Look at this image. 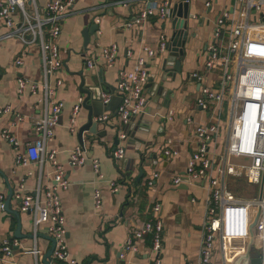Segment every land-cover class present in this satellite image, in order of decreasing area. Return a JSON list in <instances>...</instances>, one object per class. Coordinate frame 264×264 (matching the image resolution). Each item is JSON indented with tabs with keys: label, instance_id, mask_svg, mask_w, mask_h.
I'll return each instance as SVG.
<instances>
[{
	"label": "crops",
	"instance_id": "crops-1",
	"mask_svg": "<svg viewBox=\"0 0 264 264\" xmlns=\"http://www.w3.org/2000/svg\"><path fill=\"white\" fill-rule=\"evenodd\" d=\"M35 1L38 7H44L48 2ZM167 1L171 10L175 5L184 3L183 0ZM144 3L145 0H77L61 25L58 46L64 66L58 77L63 83L56 89L54 99L62 104V111L46 150L56 151V161L69 183L66 190L58 188L56 193L64 217L65 244L70 259L76 264H150L149 237L134 243L136 252L125 251L124 245L131 231L151 218V208L155 203L161 205L159 218L163 225L161 264L197 262L206 215V184L201 179L188 181L183 177L182 182L173 187L172 179L186 171L197 144L195 127L218 120V110L214 111L213 105L210 110L199 108L196 98L201 87L220 92L222 69L215 66L206 70L207 47L213 41L215 20L224 11H228L229 18L233 19L232 23L224 24L225 44L229 40L231 25L235 22L245 23L243 8L235 0H188L191 18L187 19L181 72L176 74L173 83L167 85L172 90L173 98L167 101L165 97H151L150 88H144L146 108L141 116L135 117V137L138 141L132 144L128 140L116 146L110 129L115 125L112 118L106 123L108 136L98 138L83 134L88 149L81 167L73 166L69 160L70 151L79 145L77 131L87 117V112L82 109L73 115L77 99L84 98L79 89L81 76L89 85L101 71L103 82L116 88L118 73L133 70L138 58L147 63L150 75H162L160 67L169 50L168 45L167 50L154 58L145 54L144 47L156 49L161 36L170 44L174 32L171 25L173 18L160 19L154 14L139 24L134 23ZM206 3L210 5L207 7ZM13 18L16 20V17ZM95 18H100V22L95 23L97 30L89 34V43L85 47L84 32L91 27ZM249 21L245 48L252 54H264V51H257L264 47V0H260L259 11L251 12ZM127 23L131 26H126ZM7 32L8 29L0 25V110L9 108L7 112L0 113V196L5 202L11 194L10 211H16L19 218L0 210V244L4 240L15 243L11 246L12 257L7 261L34 264L33 257L28 253L34 246L32 216L18 212V202L14 196L31 193L38 182L44 188L52 182L50 165H44L39 171L36 165L16 164L17 155L24 154V145L35 139L34 121L43 109L40 89L37 93L30 90L33 82H41V61L38 48L30 46L26 49L27 55L22 57V66L16 67L14 61L21 56L24 47L16 38H6ZM110 45L117 47V53L113 64L106 68L101 53L103 48ZM85 59L93 60L95 70L84 68ZM193 74H198L200 79L194 78ZM19 77L28 80V86L22 93L18 92ZM50 83L54 85L53 78ZM96 88L99 87L91 89L96 93ZM111 94L119 97L116 89ZM165 104H168V108L164 107ZM168 115H171L170 120L167 119ZM223 115L224 109L221 118ZM16 116L21 120L18 121ZM221 124L226 125L224 120H221ZM3 130H8L18 141V148L1 138ZM216 140L217 143L210 148L214 150L216 147V151L221 152L224 134H219ZM167 142L171 143L169 148L177 151L176 156L165 157L163 154ZM117 147L124 149V158L120 161L111 157ZM94 159L99 160L100 179L93 172ZM154 174H157L155 178ZM152 178L153 184L148 186L146 182ZM111 182L122 189L111 193ZM95 189H99L101 195L102 208L99 211L93 207ZM45 200L42 191L41 205ZM18 225L20 238L15 236ZM223 234L222 240H216L213 264H231L251 239L241 231L226 229ZM48 237L44 227L38 229L36 245L43 253L38 258V264H45L43 257L51 247Z\"/></svg>",
	"mask_w": 264,
	"mask_h": 264
},
{
	"label": "built area",
	"instance_id": "built-area-1",
	"mask_svg": "<svg viewBox=\"0 0 264 264\" xmlns=\"http://www.w3.org/2000/svg\"><path fill=\"white\" fill-rule=\"evenodd\" d=\"M76 1L48 0L44 7H38L35 0L0 1V25L8 29L5 37L16 38L24 47L23 53L15 59L14 65L22 66V57L27 55L26 49L30 46L38 48L41 61V82L40 84L33 82L30 90L32 93H37L40 89L43 109L34 121L35 139L24 145V154L17 155L16 164L36 165L39 171L44 165H50L52 182L46 188L38 182L31 193L14 196L18 202V212L32 216L34 246L28 250V253L33 257L34 264H38V258L43 254L35 240L38 229L41 227H44L46 234L54 243L48 264H76L70 259L65 244L64 217L56 193L58 188L66 190L69 183L63 169L56 161V151L46 150V144L53 138V128L57 125L62 111V104L54 99L56 89L63 83L58 77L64 66L58 46L61 25ZM235 1L243 8L242 16L245 23L235 22L231 25L229 40L225 44L223 42L224 24L232 23L233 19L229 18L228 11H224L215 20L213 41L207 47L206 70H211L215 66H220L222 69L220 92L215 93L207 87H201L196 98V105L203 110H210L213 105L214 111L218 110V120L195 127L194 135L197 144L188 160L186 171L183 175H176L172 179L173 187L179 185L183 177H186L188 181L201 179L206 184V215L196 264H213L216 240L223 239V231L226 229L232 232L241 231L250 238L252 234L255 246L263 249L260 257L264 264V54L249 53L244 42L246 29L250 27L251 12L260 10V0ZM183 2L187 3L188 0ZM209 5L206 3L207 7ZM154 14L160 19H171L173 15L169 2L145 0L143 9L134 18V23L139 24ZM13 17H16V20ZM94 22L98 24L100 18H95ZM126 26L130 27L131 24L127 23ZM167 45L165 38L161 36L156 49L144 47V52L149 58H154L167 50ZM257 51H264V47ZM116 53L115 45L102 49L101 58L104 67L107 68L113 64ZM127 56H130V53H127ZM84 68L95 70L93 60L85 59ZM193 77L200 79L198 74H193ZM52 78L53 86L50 83ZM149 78L147 63L142 58L136 60L133 70L118 73L116 91L119 94L120 103L114 113L115 125L121 128L127 125L131 118L143 114L147 104L144 85L148 83ZM17 86L18 92L22 93L28 86V80L17 78ZM112 96L113 94L108 93L100 94L103 107L111 102ZM82 101L83 97L77 99L73 115L79 111ZM223 109L224 115L221 118ZM8 110L9 108H6L2 111ZM2 111L0 110V113ZM16 117L18 121L21 120V117ZM111 119L110 112L106 111L94 117L93 121L106 123ZM167 119L170 120L171 115H168ZM221 120L226 123L225 127L221 124ZM222 133L224 134L223 150L218 152L216 147L214 150L210 147L217 143L216 137ZM1 138L12 147H19L18 141L8 130L1 132ZM124 138L125 135L120 132L119 139ZM167 144V149L163 151L165 157L176 156L177 151L169 148L170 142ZM87 149V144L83 140L82 145L70 151V163L81 167ZM111 157L115 161L122 160L123 148L115 149ZM92 166L94 174L100 179L102 174L99 160L94 159ZM156 176L157 174H154L153 178ZM153 178L146 182L148 186L153 184ZM229 179L256 186L258 196L248 198L236 196L229 189ZM110 187L111 193H117L122 189L115 182H111ZM42 191L46 198L43 205L40 203ZM93 207L96 211L102 208L99 189L93 191ZM0 210L4 211L2 196H0ZM160 210L161 205L155 203L151 208V218L134 228L124 245L125 251L136 252L134 243L149 237V250L152 255L150 264H161L163 225L159 218ZM252 225L253 228L250 231ZM12 245L15 243L10 244L7 240L1 242L0 264H16L13 261H7L12 257Z\"/></svg>",
	"mask_w": 264,
	"mask_h": 264
},
{
	"label": "water",
	"instance_id": "water-1",
	"mask_svg": "<svg viewBox=\"0 0 264 264\" xmlns=\"http://www.w3.org/2000/svg\"><path fill=\"white\" fill-rule=\"evenodd\" d=\"M173 19L171 21L173 33L170 38V44H168V51L166 57L163 59L161 65V76L150 75L148 83L145 84L144 88H150L149 94L151 97H165L168 101L169 98H173V93L170 88L167 87L170 83L175 81L176 74L181 72V59L183 58V45L187 36V19L191 18V15L188 14V3H181L175 5L172 9ZM175 16V17H174ZM91 27L84 32V46L86 47L89 43L88 38L89 34L94 33L97 30V25L92 21ZM99 84H101L99 86ZM96 88V93L91 88ZM79 89L81 94L84 95L82 104L80 109L87 112L86 122L81 125L77 131V139L79 145L83 144V134L88 133L91 136H95L98 138H103L108 136V131L106 129V123H96L93 121L94 117L100 116L103 112H110L112 118H114V113L120 103V97L113 96L111 102L104 106L100 101V93H114L115 87L108 85L102 80V72L100 71L97 74V79L95 77L92 80V83L89 85L85 84L84 78L80 77ZM168 108V104L165 106ZM139 125V124H137ZM110 129L113 131V140L114 144L118 146L121 142H127L128 140L134 144L139 139L135 137V117L130 119V122L127 125L122 126L121 128L117 125L111 126ZM122 132L125 135L124 139H119V134ZM118 148V147H117ZM124 150V149H123ZM140 178V175L137 179ZM11 198V194H9L8 199L4 202V211L12 213L15 215L16 219L19 218L18 213L16 211H10L9 200ZM256 220V219H255ZM253 225L250 227V231L252 230ZM15 236L20 238V230L19 225L15 231ZM49 238V237H48ZM51 247L46 252L43 257V262L48 264L47 261L50 260V255L52 253L54 243L51 238ZM253 243V235L251 234V239L247 245V247L236 255V257L232 260L231 264H263V260L259 255L253 256L251 255L250 247Z\"/></svg>",
	"mask_w": 264,
	"mask_h": 264
},
{
	"label": "rangeland",
	"instance_id": "rangeland-1",
	"mask_svg": "<svg viewBox=\"0 0 264 264\" xmlns=\"http://www.w3.org/2000/svg\"><path fill=\"white\" fill-rule=\"evenodd\" d=\"M224 144V141L222 143V146ZM230 162L235 163L233 160H230ZM229 183V189L230 191H232L236 196H240V197H256L258 196V191H257V187L253 186V185H246L245 183H243L242 181L239 180H232L229 179L228 181ZM249 195V196H248ZM250 251H251V255L256 256L259 255L261 256L263 254V249L261 248H257L255 246V242L252 243L251 247H250Z\"/></svg>",
	"mask_w": 264,
	"mask_h": 264
}]
</instances>
